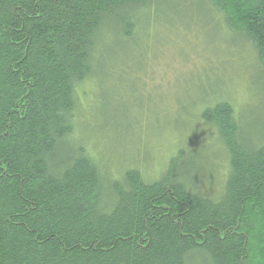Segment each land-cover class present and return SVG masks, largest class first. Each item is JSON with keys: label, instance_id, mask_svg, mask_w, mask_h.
<instances>
[{"label": "trees", "instance_id": "16d2710c", "mask_svg": "<svg viewBox=\"0 0 264 264\" xmlns=\"http://www.w3.org/2000/svg\"><path fill=\"white\" fill-rule=\"evenodd\" d=\"M202 1L264 76V0ZM159 9L180 14L173 0H0V264H264V122L219 100L201 112L226 161L216 193L195 190L183 149L145 181L73 137L107 39L134 45Z\"/></svg>", "mask_w": 264, "mask_h": 264}, {"label": "rangeland", "instance_id": "374dc122", "mask_svg": "<svg viewBox=\"0 0 264 264\" xmlns=\"http://www.w3.org/2000/svg\"><path fill=\"white\" fill-rule=\"evenodd\" d=\"M173 1L180 14L152 13L135 30L134 45L107 39L113 57L104 76L79 89L78 121L87 128L73 137L113 176L130 167L145 181L183 149L202 171L195 190L216 193L226 161L199 115L219 100L243 114L242 125L262 124L264 76L250 46L202 0Z\"/></svg>", "mask_w": 264, "mask_h": 264}]
</instances>
